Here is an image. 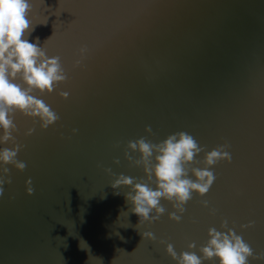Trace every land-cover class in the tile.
Segmentation results:
<instances>
[{
	"label": "water",
	"instance_id": "obj_1",
	"mask_svg": "<svg viewBox=\"0 0 264 264\" xmlns=\"http://www.w3.org/2000/svg\"><path fill=\"white\" fill-rule=\"evenodd\" d=\"M0 264H264V0H0Z\"/></svg>",
	"mask_w": 264,
	"mask_h": 264
}]
</instances>
